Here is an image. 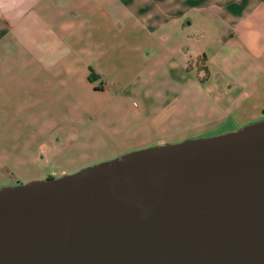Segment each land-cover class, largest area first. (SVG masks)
<instances>
[{
	"label": "crops",
	"instance_id": "0c3cea01",
	"mask_svg": "<svg viewBox=\"0 0 264 264\" xmlns=\"http://www.w3.org/2000/svg\"><path fill=\"white\" fill-rule=\"evenodd\" d=\"M193 65L189 127L262 118L264 0H0V129L29 130L12 144H70V124H109L131 96L166 106L178 93L150 83L185 85Z\"/></svg>",
	"mask_w": 264,
	"mask_h": 264
},
{
	"label": "water",
	"instance_id": "95a60500",
	"mask_svg": "<svg viewBox=\"0 0 264 264\" xmlns=\"http://www.w3.org/2000/svg\"><path fill=\"white\" fill-rule=\"evenodd\" d=\"M0 264H264V118L1 187Z\"/></svg>",
	"mask_w": 264,
	"mask_h": 264
},
{
	"label": "rangeland",
	"instance_id": "374dc122",
	"mask_svg": "<svg viewBox=\"0 0 264 264\" xmlns=\"http://www.w3.org/2000/svg\"><path fill=\"white\" fill-rule=\"evenodd\" d=\"M195 68L193 65L188 76H183L185 85H179L168 77L150 83L148 88L151 91H156L157 84L161 92H164L163 100H166L167 95V99H170L167 94L169 92L178 93L175 102L163 106L161 102L156 103V98L151 96L155 104L148 107L145 102L148 97H128L121 105L122 113L115 114L116 118L109 124L95 120L84 123L81 129L76 122L70 124L68 134L77 137L67 145L59 142L50 145L12 144L14 131H19L21 137H25L29 130L0 129V138L3 141L0 144V188L35 179L70 175L83 168L148 147L223 135L264 118L262 116L252 122L235 119L214 128L189 127L192 121L187 116L200 106L199 103H190V100L205 93V84L197 76ZM197 70L198 73L205 72L203 62L197 63ZM183 100H186L183 111H175ZM123 115L124 118H121ZM80 131L84 133L82 138Z\"/></svg>",
	"mask_w": 264,
	"mask_h": 264
},
{
	"label": "trees",
	"instance_id": "16d2710c",
	"mask_svg": "<svg viewBox=\"0 0 264 264\" xmlns=\"http://www.w3.org/2000/svg\"><path fill=\"white\" fill-rule=\"evenodd\" d=\"M88 79L90 80V82H94L97 79V76L93 72H90ZM47 178H53V177H47Z\"/></svg>",
	"mask_w": 264,
	"mask_h": 264
}]
</instances>
